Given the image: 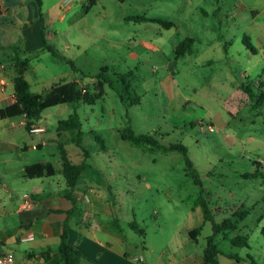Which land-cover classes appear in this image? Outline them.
Here are the masks:
<instances>
[{"label":"rangeland","instance_id":"obj_1","mask_svg":"<svg viewBox=\"0 0 264 264\" xmlns=\"http://www.w3.org/2000/svg\"><path fill=\"white\" fill-rule=\"evenodd\" d=\"M65 1L44 0V38L68 59L42 47L22 49L31 57L26 74L31 89L41 92L61 79H78L92 92L103 66L109 67L114 86L104 83V95L92 103L44 109L48 134L56 136L58 120L78 112L90 152L87 167L96 169L93 179L102 182V195L120 205V224L129 241L153 248V258L167 243L180 246L178 257L203 253L213 228L196 204L202 193L217 222L249 210L227 237L218 238L219 264H264V102L255 107L264 92V0H98L89 9L87 0ZM130 15L174 25L127 20ZM6 20L10 29L20 27L14 18ZM187 36L194 38L191 48L177 53ZM136 96L140 100L131 104ZM129 125L164 145L187 146L202 184L187 169L182 151L122 139L120 131ZM76 134L68 131L63 144L78 161ZM28 157L48 159L57 167L62 160L57 143ZM54 178L65 185L61 173ZM134 214L145 234L127 224ZM194 228L200 229L197 240L190 235ZM237 235L246 236L248 245L233 244ZM5 243L27 261L30 241Z\"/></svg>","mask_w":264,"mask_h":264},{"label":"crops","instance_id":"obj_2","mask_svg":"<svg viewBox=\"0 0 264 264\" xmlns=\"http://www.w3.org/2000/svg\"><path fill=\"white\" fill-rule=\"evenodd\" d=\"M43 6L44 0H41L40 8L38 0H0V108L15 100L13 47L19 46L30 51L43 46L46 19ZM10 18L17 20L20 27L12 24L13 29H10L6 20ZM58 122L54 136L48 134L49 128L42 122V117L35 123L44 127L41 132L28 130L24 115L0 118V253L13 251L6 247L5 242L30 241L31 250L27 253V261L21 262L15 255L17 264H64L59 260L58 246L63 224L69 218L68 240L83 254L80 264H202L203 253L191 252L178 257L180 246L174 247L168 243L153 258V248L141 247L137 241H129L128 231L124 229L122 233L115 230L111 221L114 218L122 221L120 205L112 197L101 194L102 182L93 179L92 175L96 169L87 167L90 152L85 157L80 147L83 155L78 153L82 156L78 161L71 157L66 148L74 162H85L74 187L67 185L65 177V185L60 179L54 178L55 174L63 175L62 160L58 167L54 165V175L27 177L26 165L50 161L45 158L31 161L28 156L32 151L53 143L58 146L63 144L64 135L68 131L59 133ZM84 139L85 132V145ZM14 171L18 172L12 175ZM25 199L30 200L28 206L24 205ZM75 205V211L68 215V211ZM131 222H136L141 228L135 214L127 224ZM29 233L33 234V238L23 239ZM185 239L182 241L184 244L187 243Z\"/></svg>","mask_w":264,"mask_h":264},{"label":"trees","instance_id":"obj_3","mask_svg":"<svg viewBox=\"0 0 264 264\" xmlns=\"http://www.w3.org/2000/svg\"><path fill=\"white\" fill-rule=\"evenodd\" d=\"M98 0H87V8L89 9L97 3ZM123 1V0H120ZM39 8L41 7V0H38ZM42 13V12H41ZM127 20L135 21H155L166 27L173 26L172 21L163 20L161 18L148 17L146 15H130L126 17ZM43 34H44V23H43ZM248 47L251 43L246 40ZM248 41V42H247ZM194 42V38L187 36L183 41H181L176 46L177 53L184 54L187 50L191 48ZM252 51L256 50L251 47ZM42 50L50 51L54 56L61 59H68L65 55L61 54L58 48L53 44L47 42L44 38ZM14 57L13 65L15 68V75L13 78L15 100L13 103L7 105L6 107L0 108V118L12 117L18 115H24L26 118V127L31 130L32 125H34L41 117L44 109L66 102H80L81 100L85 102H95L98 97H102L105 93L104 83L109 81L110 86L113 85V80H111V75L108 73L109 67L103 66L100 72L96 74L97 82L94 85V89L91 92L88 88L82 87L79 80L73 79L70 81H65L61 79L58 82H54L51 86L42 90L41 92H34L31 90V85L26 78V70L28 64L31 60L30 56H25L22 49L19 46L13 47ZM70 60V59H69ZM70 62L73 61L70 60ZM125 76V75H123ZM105 79V82H104ZM119 81V80H118ZM244 87L245 92L250 96L255 97L254 93L249 87ZM124 100V97L122 96ZM140 100V96H136L130 103L134 104ZM264 102V92L257 96L255 107L261 105ZM77 130L75 137V144L81 148L85 157L89 156V151L83 144L84 131L82 130V122L80 120L79 114L76 110L71 113L67 118L61 119L58 122V132ZM99 140L102 141V146L105 147L103 138L100 135H96ZM121 138L124 140H130L132 143L137 145H152L157 146L166 150H180L184 154L187 169L191 172L198 185H201V178L196 168H194V163L188 155V148L182 143H172L169 145L162 144L155 136L146 133H136L133 128L129 125L121 132ZM61 158H62V172L65 177L66 183L70 187H74L81 175L85 162H74L68 155L66 147L63 144L59 145ZM56 172L55 166L52 162L38 161L26 165L25 175L27 177H38L43 175H54ZM245 177L256 176V173H245ZM74 201V199H73ZM76 203V202H75ZM196 204L201 205L205 220L211 221L213 233L207 237L206 246L202 254V264H219L218 256L222 253L221 249L218 247V238H225L229 235L230 231L238 226V223L243 220L249 213V210L244 209L240 212H235L236 218H224L221 222H217L212 214V210L209 206L207 199L201 193ZM76 209V205L68 211V215H71ZM112 227L119 233H122L123 228L117 218L111 221ZM130 227L136 231H140L141 234H145L142 228H139L136 222H131ZM69 218L65 220L63 224L62 232L60 233V243L58 246L59 260L64 264H80L83 254L81 251L68 240L69 238ZM200 229L194 228L190 230V235L193 239H196ZM262 233L264 234V227L262 228ZM232 243L239 246H247V237L244 235H237L233 237ZM227 256L235 258L238 261L240 257L234 253H226ZM142 264H148L143 262ZM252 264H256L252 260Z\"/></svg>","mask_w":264,"mask_h":264},{"label":"built area","instance_id":"obj_4","mask_svg":"<svg viewBox=\"0 0 264 264\" xmlns=\"http://www.w3.org/2000/svg\"><path fill=\"white\" fill-rule=\"evenodd\" d=\"M69 0H66L65 3H68ZM78 80V79H77ZM80 82V81H79ZM81 84V82H80ZM82 87H85L81 84ZM202 128L205 130V126L202 125ZM208 129L209 130H214V126L209 124L208 125ZM44 130V127L38 124H34L31 127V131L32 132H41ZM30 204V200L29 199H25L24 201V205L28 206ZM33 238V234L29 233L28 235H26L25 237H23V239H32ZM0 264H17L16 262V256L14 254L13 251L8 250V251H4L0 253Z\"/></svg>","mask_w":264,"mask_h":264}]
</instances>
